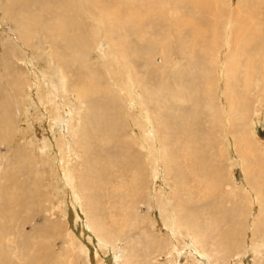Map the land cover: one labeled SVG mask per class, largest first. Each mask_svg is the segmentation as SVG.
<instances>
[{
  "label": "bare ground",
  "instance_id": "obj_1",
  "mask_svg": "<svg viewBox=\"0 0 264 264\" xmlns=\"http://www.w3.org/2000/svg\"><path fill=\"white\" fill-rule=\"evenodd\" d=\"M84 3L96 8L101 17L110 15V21L105 23L98 15L90 16L84 25L80 17V9ZM167 3L171 8H167L159 0L160 8L168 9L173 14L168 21L162 16L158 19L152 15L158 11L157 4L152 0H0V105H3L0 107V220L11 215L9 209L11 210L12 205L17 208H24L25 205L26 208L28 205L31 207L30 203L22 205L27 197L24 196L26 188L20 177H25L29 168H22L21 163L24 157H30V152L36 163L39 160L44 162L46 157L43 155L49 148V140L40 138L35 142L31 134V138L28 136V147L14 150L11 146L17 140L14 98L18 93L28 95L32 92V86L36 85L39 101L36 105L43 111L39 120H44L45 116L49 118L50 128L58 136V148L66 149L67 152H63L64 158L61 159L64 161L68 154H78L77 149L83 152V161L79 163L82 170L67 178L80 179L86 196L96 202V209H107L110 217L114 218V227L119 234H127L128 228L135 226L132 222L140 218L137 206L141 199L139 189L144 182L145 169L141 164L140 154L133 152L130 145L122 140L128 133L125 124L116 121L117 107L121 103L116 96L118 94L112 92L105 72L106 70L113 77L115 67L130 77L127 90L124 88L129 97L134 93L140 96L142 103L144 101L141 90L135 85L136 81L139 87L148 92V96L157 97L161 109L174 113L161 114L160 127L157 125L153 127L154 131L150 128L145 131L146 139L153 143V146L150 144L153 157L150 164L156 165L155 178L161 179L164 174L163 167L160 171L157 170L159 157L165 169L173 174L177 202L175 213L170 217L172 223L184 225L183 212L190 213L192 218L189 224L193 229L192 234L196 236L195 245L198 244L205 253L216 251L226 255L228 248L239 245L236 224L240 221L239 216L237 219L236 216L240 212L237 208L235 211H226L223 207L224 196L220 200L216 197L221 194V190L220 194L216 191L221 186V174L224 171L212 155L211 149L221 126L227 127L228 131L221 136L227 140L231 138V134L234 136L237 131L239 134L242 125L247 123V99L253 98L254 101L255 98L257 104L264 107V53L261 51L264 48V32L241 24L240 27L235 24L232 26V21L225 23L224 20L209 23L212 24L209 25L211 27L202 26L201 23L205 21H199L198 18L194 21L180 15L175 8L177 1L170 0ZM223 11L218 12L222 15ZM181 17L184 21L180 20ZM81 25L85 28L82 29ZM164 26L167 28H163ZM170 26H175L179 34L172 35L174 29ZM233 30L238 32L239 36L236 38L240 44L234 42L230 64L225 65L222 60L217 70L218 78H221L218 100L223 106L219 119L209 98L213 93L207 73L211 65L203 64V61L209 57L212 49L221 46L219 36L223 34L228 38ZM202 34H208L211 41L207 42L210 51L204 52L200 57L204 51L200 47L207 40ZM6 39H9L8 48L13 47L12 49H5ZM91 39L95 41L94 46H90ZM227 43L230 45L231 41L228 40ZM171 44H180L181 47L172 51ZM223 51H228V46ZM132 62H143L141 75L140 67L133 66ZM171 62L176 69L169 65ZM182 62L183 67L180 66ZM144 69L149 72L146 73ZM137 75L141 77L137 79ZM93 93L104 98L102 104H99L98 98L91 96ZM34 99L31 97L32 103ZM144 117L150 118L149 115ZM250 139L251 137L244 136L238 141V152L242 159L239 161L241 165L245 160L254 161V176L247 179L246 183L257 197V193L260 195L264 188V155H258L251 143L249 146ZM24 140L27 141L26 138ZM40 140L42 144L39 143ZM2 146L8 150L2 152ZM87 155L93 169L85 164ZM98 157L99 165L96 164ZM62 163L60 168L65 170ZM34 170L36 171L35 168ZM244 176L248 178L245 168ZM163 197L161 205L167 209L168 199H165V194ZM262 205V215L258 217L261 221L264 220V203ZM94 209L91 208V212ZM17 211L14 212L13 207L14 215ZM106 216L99 214L100 219H106ZM89 221L104 239V234L97 228V217ZM252 221L249 224L251 227H248L253 235L260 230V223L256 218ZM29 222L30 220L23 222L20 229L24 231L23 225ZM168 228L172 230L171 223ZM42 229V233L46 235L55 234L53 228L43 226L35 228V231ZM35 231L29 233H36ZM24 238L22 236L19 243L20 259L24 252L33 251L34 256L36 253H44V258L39 262L35 257L27 264L49 261L50 256L45 255V252L49 253V247L41 243L31 244L30 240H23ZM208 244L214 249H208Z\"/></svg>",
  "mask_w": 264,
  "mask_h": 264
},
{
  "label": "rangeland",
  "instance_id": "obj_2",
  "mask_svg": "<svg viewBox=\"0 0 264 264\" xmlns=\"http://www.w3.org/2000/svg\"><path fill=\"white\" fill-rule=\"evenodd\" d=\"M124 1L125 0H121V2ZM152 1H154L158 7V11L153 12L152 15H155L158 19L162 16L167 21L173 16L172 12L168 9L162 10L160 8L159 0ZM161 1L167 8H171V5L167 3L170 0ZM175 1L178 2L175 8L179 10L180 15L188 19L191 18L194 21L196 18H198L197 20L199 21H205V23L199 22L202 26L206 25L208 27L209 25H212L209 23L222 22L224 20L223 22L225 23L232 21V26L233 24H235L236 27H240L241 25L244 27L245 25V27H254V29L257 28V30L264 32V0ZM202 5H205L206 7H203ZM222 10H224V15L223 13L221 15L218 12ZM97 15L98 10L96 8L94 9L93 6L88 3H84L80 9L81 22L84 25L87 23L90 16L95 17ZM98 17L105 23H108L111 19L110 15L105 16V18L100 15H98ZM180 20L184 21L182 17ZM81 28L84 29L85 27H82L81 25ZM163 28L167 27L164 26ZM170 28L174 29L172 35L175 36L179 34L177 31L178 29L175 26H170ZM170 28L169 31L171 32ZM202 35H205L207 40L203 42L200 47L204 50L201 52L202 55L200 57L203 56L204 52L210 51L207 42L211 41L208 34ZM238 36L239 34L235 30L232 31L228 38L223 34L222 36L220 35L221 46L216 47L215 50L212 49L209 53V57L203 61V64L211 65V68L207 73L213 93L212 95H209V98L213 103V109L219 119L220 114L223 113V106L222 102L218 100L221 78H218L217 70L222 60L225 62V65L227 63L230 64L232 55L231 48H234V42H238L236 38ZM226 40L231 41L230 45H228ZM93 41L94 40L91 39L90 46H94L95 41ZM5 45L7 46L5 48L6 50L13 48H8L10 47L9 39H6ZM227 46L228 51H223ZM178 47H181L180 44H171L170 50L177 51L179 49ZM261 51L264 53V48ZM111 59L112 56L110 57V60ZM141 63L143 64V62ZM141 63L132 62L133 66L140 67V75L143 73ZM182 63L180 66L184 65V63ZM16 65L17 64H15V66ZM169 65H172V62ZM176 68L175 65H172V69ZM144 71L146 73L149 72L147 69H144ZM105 72L106 80L112 86V92L118 94L115 95L118 96V101L121 103V106L117 107L116 121L123 122L128 131L122 140L130 145L133 152L140 154V161L143 169H145L143 175L144 182L139 189V194L141 196L137 206L139 210L138 214L140 216L139 220L132 222L135 226L128 228L127 234H123V232L119 234L118 229L114 227V218L110 217L111 214H109L107 209H103L104 211L102 209H96V202L86 196V192L80 185V179L74 180L71 177H69V179L67 178V176H71V174H76L82 170L83 167H81L79 163L83 161L81 158V153L83 154V152L77 149L78 154H68L65 158L66 161L65 159L64 161L61 159L62 157L64 158L63 152H65L66 149L63 150V148H58V144L56 143L58 136L56 135V132L50 128L51 125L49 118L45 116L44 120H39L43 111L37 106L38 104L36 102L38 101V95L36 94L38 89L36 88V85H33L32 92L28 95L26 94V96H24L23 94L18 93L14 98V107H16L14 108V124L17 140L16 143H12L13 145L11 146L14 147V150L18 147H28V139L32 136L34 141H38L40 138L42 140H49L50 142L47 141L49 148L45 150V154L43 155L46 157L44 162L39 160V162L36 163L35 157H33L32 152H30V157H26V159L24 157V161L21 163L22 168H29L25 177H20L26 188L24 196L27 197V201L23 200L22 205L25 203L28 205L30 203L31 207L28 205L26 208L25 205L24 208H17L15 205H12L11 210L8 208L11 215L7 216V219L0 220V241L3 244L0 243V264H27L35 257L39 262L44 258V253L39 254L40 256L36 253L34 256V252L29 251L28 253L24 252L23 257L20 259L19 255H21V249L19 243L22 241V236L25 237L23 240H30L29 242L31 244L41 243L50 248L49 253L45 252L46 256H50L48 259L49 261L47 260L49 263L43 261L42 264H264V220L261 221L258 219V217L262 215L261 213L263 210L264 188L260 195L257 193V197L254 196L253 193L255 191L252 192L248 187V183H246L247 179H252L254 176V161L251 162L245 160L244 164L241 165L240 161L242 159L238 152L240 149L238 144L240 138L249 136L251 137L250 141H248L249 146L251 143L253 149L257 151L258 155H264V107L258 105L255 98L253 101V98L251 99L248 97L249 118L247 123L242 125L239 134L237 131L236 135L233 136L231 134V138H227L226 140L222 139L221 136L228 131L227 127L221 126L218 131V137L215 140L211 151L215 160L221 164L224 176L222 173L221 186L216 191L218 194L221 190V194L219 193L220 195H216V197L220 200L221 196H224L225 203H223V207L226 211L229 209L235 211L237 208L240 212L238 213L239 215L236 216V219L239 216L238 218L240 221L239 224H236V234L239 237V245H235L234 248H228L229 252H227L226 255L220 252L216 253V251L205 253L198 244H196L197 246L195 245L194 240L196 236L192 234L193 229L191 224H189V220L192 218L190 213L187 211L183 212V216H185L183 217L184 225L181 223L179 226L178 222L173 224L171 221V215H174L175 213L177 202V197L174 196L176 186L173 182V174L165 169L161 157H159L160 160L157 161V170L160 171L163 167L164 174L161 179L155 178L154 166L156 165L150 164L151 159L153 158L150 144L153 146V143L146 139L145 131L149 128L154 131L153 127L157 125L160 127L159 121L161 114L165 113L167 115L174 113L170 110L161 109L157 97L154 95L148 96V92L139 87L136 81H134L135 85L141 90L144 101L142 103L139 98L140 96L136 94L134 95V93L131 94L132 97H129V93L126 91V86L129 84L130 77L126 76L123 72L118 71L115 67L112 71L113 77H111V74L106 70ZM68 75L70 78L71 73L69 72ZM140 75H137V79L141 77ZM114 81L119 85H116ZM30 83L33 84V82ZM135 92H137V89ZM8 96L10 97V95ZM91 96L98 98L100 100L99 104H102L104 101V98L99 97L94 93L91 94ZM31 97L35 98L34 103H32ZM2 106L3 105L1 104L0 107ZM27 107H29L28 111ZM206 107L207 104L204 105L205 109ZM145 115H149L150 118H145ZM34 124L38 126H35ZM145 125H149V127ZM242 133L243 135H241ZM239 135H241V137ZM25 138L27 141L24 140ZM42 140H40L39 143L42 144ZM7 150V147H1L2 152ZM28 151H30V148ZM85 157V164L90 169H93L91 168V162L88 159V155ZM97 159L96 164L99 165L100 157ZM61 162H63L62 164H64L65 170L60 168ZM244 168L247 172L248 178H245L244 176ZM163 193L165 194V199H168L166 200L169 205L167 209L163 208L161 205V202L164 199ZM252 194L253 197H251ZM260 196L263 198L261 197L260 199ZM13 207L14 212L16 210L19 211L16 212V215L13 213ZM91 208H95V211L91 212ZM187 213L189 215H187ZM72 214L75 216L73 217ZM99 214H103L104 216L107 215V220L105 218L100 219ZM93 217H97V228L104 234V239L98 234L99 232L95 231L92 227L89 219L91 220ZM254 217L259 220L260 230L258 233L256 232L252 235L251 229L249 231V227H251L249 224L253 222L252 220H255ZM177 219L180 222L179 216ZM29 220V223L23 225V227L25 226V232L22 231L20 229L22 223ZM75 221H78L77 225L75 224ZM79 222H81V226L79 225ZM169 223L172 224V230L168 228ZM41 226L49 229L53 228L55 234L46 235V233H42L43 229L38 232L35 231V228ZM32 231H35L36 233L30 234L29 232ZM102 239L104 242H102ZM112 241L113 246L111 245ZM257 241L259 243H257ZM257 244H261V247L257 246ZM208 249L212 250L214 248L208 244Z\"/></svg>",
  "mask_w": 264,
  "mask_h": 264
}]
</instances>
